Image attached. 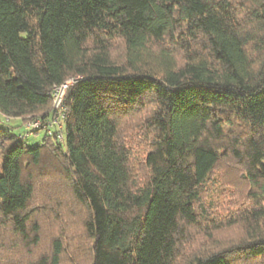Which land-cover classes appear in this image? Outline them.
Returning <instances> with one entry per match:
<instances>
[{
    "label": "trees",
    "instance_id": "1",
    "mask_svg": "<svg viewBox=\"0 0 264 264\" xmlns=\"http://www.w3.org/2000/svg\"><path fill=\"white\" fill-rule=\"evenodd\" d=\"M0 264H264V0H0Z\"/></svg>",
    "mask_w": 264,
    "mask_h": 264
},
{
    "label": "built area",
    "instance_id": "2",
    "mask_svg": "<svg viewBox=\"0 0 264 264\" xmlns=\"http://www.w3.org/2000/svg\"><path fill=\"white\" fill-rule=\"evenodd\" d=\"M82 79H72L64 83L63 85L54 87L53 89V101L55 114L52 119L46 121H35L30 122L25 126V134L21 135L19 138L23 139L25 137H32L39 133H47L52 135L56 133L60 141L63 140L64 134L61 132L62 128L68 118V112L66 107V93L69 88L75 86Z\"/></svg>",
    "mask_w": 264,
    "mask_h": 264
},
{
    "label": "rangeland",
    "instance_id": "3",
    "mask_svg": "<svg viewBox=\"0 0 264 264\" xmlns=\"http://www.w3.org/2000/svg\"><path fill=\"white\" fill-rule=\"evenodd\" d=\"M2 121H5V118L2 117ZM16 124L15 121H12L10 123H4L3 125H6V127L10 126V125H14ZM22 130V129H21ZM20 131V129H19ZM43 134H37L35 136L29 137L26 140L27 145H34L37 143V140H40L42 138ZM231 194V190H226L225 192H223L221 190V188L218 189V192L215 194L214 198H213V202L216 204H221L224 203L225 205H229L230 203V199L228 198V195Z\"/></svg>",
    "mask_w": 264,
    "mask_h": 264
}]
</instances>
